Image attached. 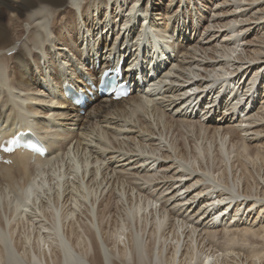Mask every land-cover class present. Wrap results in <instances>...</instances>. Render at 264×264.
<instances>
[{
    "label": "bare ground",
    "instance_id": "6f19581e",
    "mask_svg": "<svg viewBox=\"0 0 264 264\" xmlns=\"http://www.w3.org/2000/svg\"><path fill=\"white\" fill-rule=\"evenodd\" d=\"M204 1L0 0V264H264V0Z\"/></svg>",
    "mask_w": 264,
    "mask_h": 264
},
{
    "label": "rangeland",
    "instance_id": "374dc122",
    "mask_svg": "<svg viewBox=\"0 0 264 264\" xmlns=\"http://www.w3.org/2000/svg\"><path fill=\"white\" fill-rule=\"evenodd\" d=\"M181 1H183V2H185V0H181ZM205 1H207V2H210V1H212V0H205ZM204 1V2H205ZM218 1V0H217ZM223 0H219V2H222ZM214 3V2H213ZM210 4V3H209ZM192 6V5H191ZM193 7V6H192ZM215 9H216V7H214ZM195 11L193 10V15L195 16ZM197 16H198V13H197ZM196 24H197V22H196ZM150 31H149V28H148V33H149ZM115 36H116V33H115V31L112 33V39L113 38H115ZM111 38V37H110ZM158 38V33L157 34H155V36H152L151 34H150V41H151V44L149 43L148 44V50H151L152 48H155V41H156V39ZM212 45V48H219V49H222L223 51H222V55L224 56L225 55V51L228 49L226 46H224V45H222V44H220L218 41H216L214 44L213 43H211ZM152 45V48H150V46ZM215 45V46H214ZM210 45H205V47H209ZM160 48H166V47H164V46H160L157 50H159ZM156 49V48H155ZM226 49V50H225ZM167 50V49H166ZM198 51L201 53V54H204V51L202 50V49H198ZM158 52V51H157ZM175 53V51H173V52H169L168 54H170V55H173ZM206 53V52H205ZM131 54H133V51H132V53ZM154 54H156V52H153L152 53V56L154 55ZM208 54V53H207ZM209 55V54H208ZM222 55H221V57H220V60H221V63H223L224 62V59H222L223 57H222ZM131 58V57H130ZM129 59V58H128ZM147 61H148V59H147ZM125 65V64H124ZM146 66V67H145ZM151 66V63H149V65L147 66V65H145V63H143V67L144 68H147V67H150ZM226 67H227V69L228 70H231L232 68H230L228 65H226ZM230 68V69H229ZM149 70V69H148ZM150 72V71H149ZM212 80H214L213 78H212ZM215 81V80H214ZM215 85H217L216 84V81H215ZM259 85V83L257 84V86ZM188 86V85H187ZM186 86V87H187ZM190 86V85H189ZM217 87H218V85H217ZM195 91V90H194ZM193 91V92H194ZM208 102V100H206V103ZM198 106V105H197ZM203 106V104L202 105H200V106H198V109L196 108V111H198L201 107ZM222 109V112L224 113V111H223V109H226V107H225V105L224 104H222L221 103V106L218 108V111L219 110H221ZM183 133L184 134H187V133H185V131H183ZM188 135V134H187ZM134 142H132V144L131 145H133V146H135V144H133ZM173 186H175V183L173 184ZM179 188V187H178ZM178 188H176V189H174V190H178ZM159 206V205H158ZM189 205H187V206H185V207H188ZM231 215H234V212H232V213H230ZM238 218V217H237ZM220 231V230H219ZM219 235H218V237L214 240V243L215 244H217V245H222V244H224L223 246H226V247H229L230 248V246H229V244H228V242L223 238V233H218ZM223 234V235H222ZM237 245V247L238 246H240V244H241V242H239V243H236ZM249 245V244H248ZM222 248V247H221ZM221 253V252H220Z\"/></svg>",
    "mask_w": 264,
    "mask_h": 264
}]
</instances>
